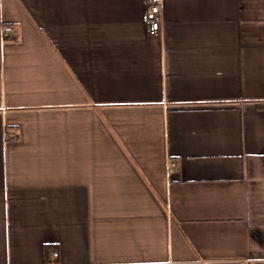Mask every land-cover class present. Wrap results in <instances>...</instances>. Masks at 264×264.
<instances>
[{"label": "crops", "instance_id": "0c3cea01", "mask_svg": "<svg viewBox=\"0 0 264 264\" xmlns=\"http://www.w3.org/2000/svg\"><path fill=\"white\" fill-rule=\"evenodd\" d=\"M162 1L0 0V264H264V0Z\"/></svg>", "mask_w": 264, "mask_h": 264}, {"label": "built area", "instance_id": "2783aa9c", "mask_svg": "<svg viewBox=\"0 0 264 264\" xmlns=\"http://www.w3.org/2000/svg\"><path fill=\"white\" fill-rule=\"evenodd\" d=\"M144 22L147 26L148 33L151 36H159L162 32L163 22H164V13H163V1L162 0H147V12L144 17ZM11 25H5L3 27V34L5 37L9 35L12 31ZM7 137H13V134H7ZM175 168V163L169 164V170ZM59 253L54 250L53 256L57 257ZM241 264H251L249 259L243 260Z\"/></svg>", "mask_w": 264, "mask_h": 264}, {"label": "trees", "instance_id": "16d2710c", "mask_svg": "<svg viewBox=\"0 0 264 264\" xmlns=\"http://www.w3.org/2000/svg\"><path fill=\"white\" fill-rule=\"evenodd\" d=\"M12 39L17 40L18 36L14 35V36H12Z\"/></svg>", "mask_w": 264, "mask_h": 264}]
</instances>
